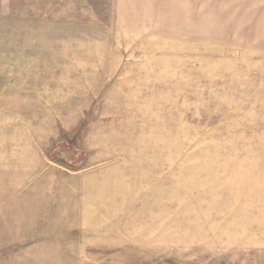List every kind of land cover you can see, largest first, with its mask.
<instances>
[{"label": "rangeland", "instance_id": "rangeland-1", "mask_svg": "<svg viewBox=\"0 0 264 264\" xmlns=\"http://www.w3.org/2000/svg\"><path fill=\"white\" fill-rule=\"evenodd\" d=\"M0 264H264V0H0Z\"/></svg>", "mask_w": 264, "mask_h": 264}]
</instances>
